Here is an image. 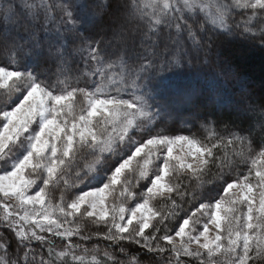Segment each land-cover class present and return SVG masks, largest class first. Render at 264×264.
<instances>
[{
    "label": "snow or ice",
    "instance_id": "obj_1",
    "mask_svg": "<svg viewBox=\"0 0 264 264\" xmlns=\"http://www.w3.org/2000/svg\"><path fill=\"white\" fill-rule=\"evenodd\" d=\"M236 35L264 48V0H0V264H264V98L219 51ZM181 65L195 83L158 75ZM176 95L203 139L167 128Z\"/></svg>",
    "mask_w": 264,
    "mask_h": 264
},
{
    "label": "trees",
    "instance_id": "obj_2",
    "mask_svg": "<svg viewBox=\"0 0 264 264\" xmlns=\"http://www.w3.org/2000/svg\"><path fill=\"white\" fill-rule=\"evenodd\" d=\"M101 3H114V0H100ZM83 3L88 5L91 9L92 5L95 3V0H83ZM59 17H57L58 19ZM53 30H55L58 25L53 23L50 25ZM175 33L173 32V36ZM160 39V48L163 49L164 44L169 42V35L167 29H165L159 35ZM219 42V51L227 60L230 61L233 68L237 70L241 77L243 78L244 83L247 85L256 101L259 102L264 98V48L258 46V44L253 43L252 41L246 40L243 36H229L227 38L218 37ZM71 45L75 48L78 46ZM31 66V61L27 62ZM73 75H77L76 72H73ZM159 76H167L171 81L177 85H186L190 82L195 83V68H188L186 65H181L177 68H169L165 66L163 70L158 69ZM153 83H156L155 81ZM80 86H84L81 84ZM124 98H128L125 96ZM2 102V101H0ZM173 107L175 112L167 119V128L172 130V134H185L192 135L195 134L198 138L203 139L207 135V132L203 130L202 124L203 121H197L194 119V114L190 104L184 101V98L181 95H176L174 97ZM203 113H201L202 115ZM213 172L215 169L212 170ZM241 171H246V167L242 168ZM105 173H100L103 176ZM106 175V174H105ZM235 175V173L233 174ZM211 174L208 179H211ZM185 182L188 181L185 179ZM142 184V183H141ZM206 189L212 196L218 198V191L222 192V189L217 190L214 185H206ZM137 191V190H136ZM54 197L59 199V191L54 192ZM205 202V201H201ZM169 203L162 199H156L152 202L153 206L160 208L162 205ZM198 206V205H197ZM187 207V205H186ZM191 208H188V211H191ZM88 230H95L94 225H89ZM0 236H2L12 247L14 251L16 248V242L14 236L0 226ZM96 241L88 242V247H91ZM57 250L62 247V243L56 238ZM106 246V242H101V247ZM33 247L37 248L39 251L43 249L39 248L35 242H33ZM129 257L119 256L120 259H128L131 255L138 254L140 259V264H149L150 254H146L139 249L137 245L127 246ZM119 255V254H118ZM90 261V257H89Z\"/></svg>",
    "mask_w": 264,
    "mask_h": 264
},
{
    "label": "rangeland",
    "instance_id": "obj_3",
    "mask_svg": "<svg viewBox=\"0 0 264 264\" xmlns=\"http://www.w3.org/2000/svg\"><path fill=\"white\" fill-rule=\"evenodd\" d=\"M63 2L64 3H69V4H80V3H83V0H63ZM0 92H2V90H0ZM180 151H181V149L179 147H177L176 149H174V153H176V154H179ZM141 183L142 184H145V183H148V182L141 181ZM144 190H146V189H138L137 190V194L139 195V192L140 191H144ZM55 199H58V198H55ZM2 214H3V212H2V210H0V215H2Z\"/></svg>",
    "mask_w": 264,
    "mask_h": 264
}]
</instances>
